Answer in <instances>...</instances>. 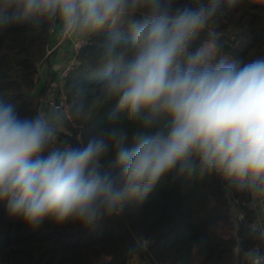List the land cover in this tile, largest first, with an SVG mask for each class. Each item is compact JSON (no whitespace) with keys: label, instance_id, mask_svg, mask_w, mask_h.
Instances as JSON below:
<instances>
[{"label":"clouds","instance_id":"obj_1","mask_svg":"<svg viewBox=\"0 0 264 264\" xmlns=\"http://www.w3.org/2000/svg\"><path fill=\"white\" fill-rule=\"evenodd\" d=\"M223 2L0 0V31L46 23L79 46L124 22L129 33L118 49L108 48L114 63L89 108L115 101L111 126L85 145H59L61 109L21 117L0 98V202L9 214L32 228L46 219L93 227L126 203L143 201L172 173L214 175L264 195V52L246 60L223 54L216 30ZM73 110L85 114L83 106ZM109 154L117 175L104 170ZM250 255L251 264H264L260 249Z\"/></svg>","mask_w":264,"mask_h":264},{"label":"trees","instance_id":"obj_2","mask_svg":"<svg viewBox=\"0 0 264 264\" xmlns=\"http://www.w3.org/2000/svg\"><path fill=\"white\" fill-rule=\"evenodd\" d=\"M178 3L195 6L194 0ZM139 18L137 14L135 19ZM127 26L124 22L92 35L75 55L63 81L70 119L64 118L68 131H62L60 146H83L111 126L115 101L90 113L89 108L114 63L108 48L118 49L129 39ZM53 30L46 23L25 22L0 31V98L15 104L21 117L40 114L35 79L39 67L50 64L53 56ZM216 30L230 60L261 54L264 0H238L235 6L224 0ZM205 37L202 33L192 50ZM54 79L55 73L49 71L41 93ZM74 106H83L85 114L77 117ZM125 126L130 127L127 122ZM113 159L109 154L102 163L104 170L117 175ZM260 197L264 217V195ZM251 199V192L237 190L218 176L185 179L172 173L143 201L126 203L119 214L105 215L93 227L79 222L57 225L46 219L32 228L0 202V264H130L133 257L147 264H243L255 246L264 249L263 233L253 226Z\"/></svg>","mask_w":264,"mask_h":264},{"label":"crops","instance_id":"obj_3","mask_svg":"<svg viewBox=\"0 0 264 264\" xmlns=\"http://www.w3.org/2000/svg\"><path fill=\"white\" fill-rule=\"evenodd\" d=\"M72 38H66L65 35H63L59 29V26L54 27L53 34H52V44H51V51H53V56L50 58V64H42L37 72L36 79H35V95L36 99L39 103V110L40 114L44 115L45 111H52L54 110L49 104L48 99L54 98L56 96V86H57V76L59 71L64 67V65L67 63V61L71 58V44H72ZM54 72L55 73V79L51 81L48 88L44 90L41 93V87L43 86L46 76L48 72ZM64 127L62 128L63 132H67L66 122L64 120ZM62 146H68V145H62ZM255 194L252 193V203L254 210L257 208V213L255 212V219L253 222V226L256 228H260L262 233L264 234V217L262 213V209L260 206L256 203V200L254 198ZM134 259L136 257H133L130 260V264L134 263Z\"/></svg>","mask_w":264,"mask_h":264},{"label":"built area","instance_id":"obj_4","mask_svg":"<svg viewBox=\"0 0 264 264\" xmlns=\"http://www.w3.org/2000/svg\"><path fill=\"white\" fill-rule=\"evenodd\" d=\"M87 42H88V40H87ZM83 46L76 45V43L74 42V40H72V44H71V58L67 61V63L64 65V67H62V69L59 71L58 76H57V83H56L57 84V86H56L57 92H56V96L54 98H57V101L58 102L56 104L54 102V98H50V99L47 100L48 101V104L54 110L57 109V108L61 109L63 111L64 118L67 119V120L70 119V114H69L68 104H67V100H66V95H65V92H64V89H63V81H64V77L67 75L68 71L73 67V65L75 63V55L78 53V51ZM254 198L256 200V203L263 210L262 204H261L260 194H255ZM251 203H252V201H251ZM239 216H241L240 213H239ZM263 236H264V234H263ZM145 244H146L145 241H142V245L144 246ZM257 248L260 249L262 252H264V249H261L258 246H255L252 249V251L254 249H257ZM243 264H251V255H249L247 257V259L244 261Z\"/></svg>","mask_w":264,"mask_h":264},{"label":"rangeland","instance_id":"obj_5","mask_svg":"<svg viewBox=\"0 0 264 264\" xmlns=\"http://www.w3.org/2000/svg\"><path fill=\"white\" fill-rule=\"evenodd\" d=\"M258 209L256 208L255 209V212L257 213ZM133 264H147L145 263L143 260H139V259H134V263Z\"/></svg>","mask_w":264,"mask_h":264},{"label":"water","instance_id":"obj_6","mask_svg":"<svg viewBox=\"0 0 264 264\" xmlns=\"http://www.w3.org/2000/svg\"><path fill=\"white\" fill-rule=\"evenodd\" d=\"M54 102L57 104V102H58V101H57V98H54ZM248 204L251 205V202H249ZM102 261H103V260H102ZM102 261H101V262H102Z\"/></svg>","mask_w":264,"mask_h":264}]
</instances>
